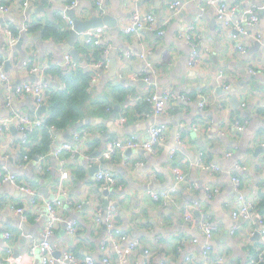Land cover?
Instances as JSON below:
<instances>
[{"label": "crops", "instance_id": "crops-1", "mask_svg": "<svg viewBox=\"0 0 264 264\" xmlns=\"http://www.w3.org/2000/svg\"><path fill=\"white\" fill-rule=\"evenodd\" d=\"M25 1L0 0V5L8 8L6 12L0 10V59L5 61L4 72L13 86L45 84L43 80L47 79L49 88L61 87L63 72L73 70L65 63V56L70 53L65 46L72 30L65 38L61 35L58 39L42 40L34 32H24V27L61 23L65 31L64 25L68 27L73 19L87 21L100 16L95 0H78L71 10L70 0H35L27 9L23 7ZM171 1L141 0L140 6L144 13L154 14L161 22L170 14ZM179 1L182 2L179 14L163 28L164 35L158 37L150 32L125 33L124 27L132 21L133 0H108L106 15L119 24L117 29L109 25L101 28L107 58L117 65H110L99 79L91 81L82 117L68 129L57 131L49 150L46 132L36 129L31 134V146L41 152L28 160L22 158L20 142L24 136L16 130L14 122L10 133H0V167H7L21 182L38 191L34 203L30 196L15 194L17 189L11 184L0 185V257L7 255L4 234L9 232L10 260L14 264H41L38 257L30 254L31 246L43 241L47 204L63 193L73 203H64L58 210L65 221L57 224L51 243L57 247L59 256L68 250L79 259L102 258L100 246L106 233V213L100 215L98 211L106 208L104 204L109 199L117 203L118 226L128 234L122 246L137 243L130 264H204V247L209 242L200 229L199 205L216 226L210 244L212 261L223 257L226 261L221 264H247L249 255L262 248L264 0H226L236 8L234 19L250 12L259 18L258 24L241 36L231 28L223 29L225 26L212 6L201 0ZM202 6L207 7L205 12L201 11ZM190 24L196 28L195 33L191 32L194 43L202 51H211L210 58L199 67L189 66L191 46L185 34H189ZM11 27L22 31L16 43L8 34ZM20 40L21 49L16 46ZM238 44L247 53L240 52ZM73 49L79 54L80 66L93 72L87 63L93 57L89 51L100 50L88 46L84 36L76 40ZM33 67L40 72H32ZM249 68L254 74L248 72ZM138 72L149 77L152 85L132 81ZM224 85L230 87L228 91ZM164 90H171L177 97L167 105L164 115L155 117L144 112L143 102L149 103L147 94ZM47 93L42 105L31 96L18 97L12 93L8 106V86L0 80V119L10 121L16 115H30L45 122L49 116ZM182 94L188 96L187 102L178 98ZM201 102L205 104L203 108ZM141 113L145 115L140 116ZM154 124H165L168 130L156 154L127 149L117 152L111 160L100 159L108 141H124L132 136L147 140ZM237 124L244 130H238ZM81 128L90 132L86 151L75 154L65 151L57 156L60 145L70 142ZM179 135L183 145L177 142ZM173 149H178L175 160L170 158ZM203 154L205 162L219 166L221 171L211 173L199 166ZM41 157H45L43 162ZM41 164L44 172L38 169ZM97 167L99 170L92 172ZM175 167L186 177L184 183L176 184ZM62 170L69 173L68 179H62ZM100 172L111 174L117 182L108 196L97 180ZM235 176L241 181L243 200L234 186ZM174 186L177 191L171 193ZM152 192L168 193L171 197L156 200ZM207 192L212 193L211 198ZM76 203L82 208H77ZM243 203L256 209L249 219H235L233 211L239 210ZM17 208L27 212L26 222ZM186 216H192L193 220H186ZM70 221L78 225L76 237L68 234ZM112 261L122 264L115 254Z\"/></svg>", "mask_w": 264, "mask_h": 264}, {"label": "built area", "instance_id": "built-area-1", "mask_svg": "<svg viewBox=\"0 0 264 264\" xmlns=\"http://www.w3.org/2000/svg\"><path fill=\"white\" fill-rule=\"evenodd\" d=\"M31 1L35 0H26L23 3V7L27 9L31 4ZM108 0H95L97 10L100 16H105L107 13V4ZM202 2L206 3L208 6H212L215 9L216 16L218 19L222 20L223 29L231 28L235 31V34L238 35H245L247 34V29L252 28L258 24L259 18L256 14L250 12L246 15H243L240 19H234V14L236 13V8L229 5L226 0H201ZM78 0H72L69 4V8L74 9L77 5ZM141 0H133V15L132 21L124 27V31L127 34H135L139 32H150L155 34L158 37L164 35L165 30L164 27L168 26L171 20L179 14V10L182 6V2L179 0L171 1L169 5V12L170 14L165 17L161 22L159 19L152 13H144V10L140 6ZM0 10L3 12L8 11V8L4 5H0ZM207 7L202 6L201 11L205 12ZM69 25L73 30V21H69ZM188 28V33L185 34V38L187 39L188 44L191 46V53L189 56V66L190 67H199L202 66L205 60H208L211 55V51L209 49H204L203 51L194 43L191 38V32L195 33L196 28L195 25L190 24ZM28 25L24 27V32H28ZM9 35L13 38V43H16L19 38L14 36L11 28L8 32ZM87 37H84V42L89 45L93 46H105L104 44V30L102 28L93 29L87 32ZM235 38H238L235 35ZM260 40V36H257ZM107 48V47H106ZM243 54L247 53V50L244 46L238 44L236 46ZM108 50V49H107ZM150 51H148V54ZM107 54V53H106ZM144 56L146 54L144 53ZM65 63L68 68L77 69L79 67V62L75 60L70 54H66L65 56ZM110 60L107 56H104L102 59L93 60L89 63V68L94 72V80L99 79L102 76V73L105 72L110 68ZM25 66H30L29 63H25ZM5 61L0 59V80L3 84L8 86V94L6 96L8 106L11 105L13 96L12 93L18 97L24 96H31L36 99V102L39 105H42L46 100V93H47V84H34V83H26V84H19L17 86H13L10 83L7 74L4 72ZM32 72L39 73V69L33 67ZM248 72L250 74H254V70L249 68ZM219 79H222L220 76ZM93 80V81H94ZM144 81L149 86L152 85L151 80L149 77H146L143 73L138 72L134 74L132 77V81ZM228 85H224L225 90H229ZM177 97L171 90H164L162 93L153 92L147 94V100L153 107V112L155 117H161L164 115L167 105ZM182 102H187L189 100L187 95H180L178 97ZM202 98V96H200ZM245 106V104H243ZM205 104L201 102V107L203 108ZM125 121V120H124ZM123 121V122H124ZM14 125H16V130L21 132L24 136V141L36 130L40 129L44 126V120L39 118H33L30 115H16L10 121H3L0 119V133H10ZM238 130H244V127L240 124H237ZM195 130L197 128L195 127ZM167 126L165 124H154L149 129V137L147 140L139 139L135 136H132L124 141L122 140H111L106 143L105 149L100 157L102 160H111L115 154L119 151H126L127 149H140L148 152L149 154H156L157 150L161 147V145L165 142L167 138ZM90 132L86 128H81L74 133V136L70 142L63 144L62 146L56 150V155L61 156V154L65 151L75 153L85 152L86 151V143L88 141ZM178 144L183 145L184 141L182 137L179 135L177 137ZM56 136L53 139L55 142ZM21 143V144H22ZM262 146H264V138L261 141ZM178 149H173L170 153L171 160H175L176 153ZM25 160L29 159V156L24 157ZM45 157H41L40 160L43 162ZM199 166L204 168V170L208 172L214 171H221L220 167L211 163L205 162L203 159V155L200 157ZM239 168V167H238ZM40 172H44L45 169L41 165L38 167ZM173 172L176 177V184H181L186 181V177L182 174V172L175 167ZM69 173L62 170V179H68ZM97 180L101 183L102 190L104 192H110L114 190L117 186V182L115 178L107 173V172H100L97 174ZM233 183L236 190L240 194V199L243 200L242 194L240 193V185L241 181L238 177H233ZM2 184H11L17 190L22 192H26L31 198L34 203H36V199L38 197V191L32 189L27 184L21 182L18 176L12 172H10L7 167H0V185ZM177 191V186L172 188L171 193H175ZM216 193L218 190L215 191ZM151 195L156 200L160 199H170L171 195L166 194H157L156 192H152ZM207 197L211 198L212 193L207 192ZM64 203L71 205L73 202L66 197L63 193L53 201L47 204V215H48V222L43 232V241L40 244H34L31 246V255L34 257H38L41 264H113L112 258L114 254L120 259L122 264H130V258L133 251L137 248V243L134 242L128 247H123L122 244L127 241L128 234L118 226L117 218H119V208L117 203L109 199L108 206L106 208H99L98 213L104 214L106 213V233L105 238L100 246V252L102 253V258L99 261H96L92 256H87L84 259H79L76 254L72 251H64L61 252V255L55 256L57 253V247L53 246L51 243V238L54 235L55 228L57 227L58 223L64 222L63 215L59 213V207L62 206ZM75 206L79 209L82 208L80 203H76ZM17 213L21 216L24 222L27 221V212L24 208H17ZM198 211L200 213V229L204 234L205 238L208 242L212 241L214 232L216 230V226L212 224L208 215H206L201 206H198ZM254 208L249 203H243L239 210L233 211V217L235 219H249L250 215L253 213ZM186 220L192 221V216H186ZM67 230L68 234L72 237H76L78 233V225L70 221L67 223ZM261 238L264 242V229L260 230ZM5 242L7 243L6 253L7 255L0 257V264H14L10 260V254L12 253V248L10 245V241L12 240V234L6 232L4 234ZM204 264H221L224 263L226 260L223 257H218L216 261H212V246L208 243L204 247ZM187 262H191L190 258L186 259ZM264 261V248L260 252L258 258L254 257L253 255H249L247 259V264H261ZM165 264V263H162Z\"/></svg>", "mask_w": 264, "mask_h": 264}, {"label": "trees", "instance_id": "trees-1", "mask_svg": "<svg viewBox=\"0 0 264 264\" xmlns=\"http://www.w3.org/2000/svg\"><path fill=\"white\" fill-rule=\"evenodd\" d=\"M72 0L69 2L71 3ZM61 23H53L49 25H35V26H28L27 33H36L39 35L40 39L46 40L48 38L58 39L59 36L67 37L68 33H70V25L67 27L64 25H60ZM72 30V29H71ZM11 31L14 36L19 37L22 33L20 29L15 27H11ZM66 32V33H65ZM92 47L98 48L100 51H89V54L93 57H89L87 59V63L89 64L93 60L102 59L106 55V47L105 46H93ZM83 61V60H82ZM81 62L79 61V66ZM89 66V65H88ZM61 76V75H60ZM93 72L87 71L83 66L79 67L78 69L67 70V72H63L61 79L63 80V86L58 87L55 86L53 88H49V92L47 93L48 96V117H46L44 126L41 128L43 131L46 132L48 143L46 149L49 150V143L51 139H54L56 136V132L60 130H66L69 128L70 125L75 123L82 117V110L85 104L86 99L88 98V87H90L91 81L93 80ZM144 112L148 114H154L153 107L151 104L147 102H143ZM145 115L141 113L140 116ZM33 135V134H32ZM30 135L24 143L20 142L21 145V152L22 158L25 156H35L37 153L41 152L38 149H33L31 136ZM22 143V144H21ZM204 159V154H203ZM205 160V159H204ZM256 209V208H254ZM264 244L262 248L257 253H252V255L256 258L260 255V252L263 250ZM264 264V261L261 263Z\"/></svg>", "mask_w": 264, "mask_h": 264}, {"label": "water", "instance_id": "water-1", "mask_svg": "<svg viewBox=\"0 0 264 264\" xmlns=\"http://www.w3.org/2000/svg\"><path fill=\"white\" fill-rule=\"evenodd\" d=\"M74 17V15H73ZM118 24L119 22L116 21V19H114L111 15H106V16H98L95 15L92 18H90L87 21H81L78 19H73V30L71 32L70 38L68 40V44L65 46V49H67L70 53V55L75 59V60H80L79 54L77 52V50L73 49V44L76 42V40L80 37V36H84L87 37V32L93 29H97V28H101L104 25H109L114 29L118 28ZM22 36H26V33H23ZM23 38V37H22ZM21 38V40H22ZM19 41L17 43V48L21 49L22 46V41ZM263 45V43H262ZM111 65L113 67H116V62H111ZM35 82L36 81L35 79ZM43 83L50 85L49 81L43 80ZM40 109H43L44 111L46 110V107H41ZM99 170V168H94V170L92 172H97ZM44 191L46 190H42L41 192L44 193ZM107 194V196L109 195L108 192H105ZM15 194H17L18 196H24V197H29V195L26 192H22L20 190H16ZM108 206V201L106 200L104 207ZM25 228V226H24ZM106 228V227H105ZM209 244H212V242L210 241ZM57 256H59V254H55Z\"/></svg>", "mask_w": 264, "mask_h": 264}, {"label": "rangeland", "instance_id": "rangeland-1", "mask_svg": "<svg viewBox=\"0 0 264 264\" xmlns=\"http://www.w3.org/2000/svg\"><path fill=\"white\" fill-rule=\"evenodd\" d=\"M107 192V191H106ZM108 194L110 195L111 193L110 192H108Z\"/></svg>", "mask_w": 264, "mask_h": 264}]
</instances>
